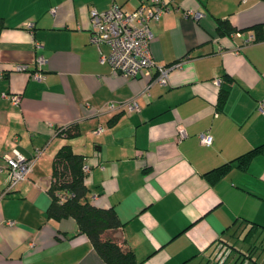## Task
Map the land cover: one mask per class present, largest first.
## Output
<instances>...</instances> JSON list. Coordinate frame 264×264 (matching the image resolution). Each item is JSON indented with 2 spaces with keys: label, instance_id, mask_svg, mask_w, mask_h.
I'll use <instances>...</instances> for the list:
<instances>
[{
  "label": "crops",
  "instance_id": "obj_1",
  "mask_svg": "<svg viewBox=\"0 0 264 264\" xmlns=\"http://www.w3.org/2000/svg\"><path fill=\"white\" fill-rule=\"evenodd\" d=\"M140 1L0 0V264H103L74 219L47 216L55 156L65 145L83 156L89 201L115 210L139 264L232 263L229 246L253 224V240L264 243V39L246 42L256 36L253 25L264 35V0H166L149 44L157 65L181 64L166 85L154 81L155 71L123 77L90 40L91 9L116 3L132 11ZM217 19L235 31L219 35ZM21 64L25 71L14 69ZM216 79L229 84L221 107ZM130 100L138 111L105 108ZM13 150L36 161L2 195L3 156Z\"/></svg>",
  "mask_w": 264,
  "mask_h": 264
},
{
  "label": "built area",
  "instance_id": "obj_2",
  "mask_svg": "<svg viewBox=\"0 0 264 264\" xmlns=\"http://www.w3.org/2000/svg\"><path fill=\"white\" fill-rule=\"evenodd\" d=\"M241 1L246 2L247 0ZM167 11H169V6L166 0H142L132 11L122 10L116 3L101 12L91 9L89 11L92 27L90 40L99 47V60L101 62L107 61L113 71L125 78L151 75V72L155 71L154 81L160 85H166L170 69L179 67L181 64L178 62L170 66L157 65L150 55L149 44L153 37L150 29L151 23L158 21ZM185 15L197 18L200 13L187 11ZM27 29L31 31L32 24L28 23ZM253 40L254 37L249 36L246 42H252ZM102 44L109 49L106 55L100 50ZM40 47L41 44L35 42V48L38 49ZM43 62L44 60L41 56L35 60L38 68ZM14 69L25 71L27 66L23 64L16 65ZM31 76L33 79L40 80L42 74L39 71H33ZM215 83L219 85L221 79H216ZM2 96L14 105H18L21 100L20 96L16 94L2 93ZM120 107L129 112L139 110L138 104L134 100L127 101L121 105H116L115 103H107L105 105L108 111H114ZM258 110L264 113V101L259 102ZM177 130L179 138L186 136V132L181 125L178 126ZM99 131L95 132L98 133ZM198 138L203 145L211 144V137L206 133L199 134ZM3 158L8 177L5 191L2 195H6L18 183L27 178L32 171L36 156L27 158L13 150L12 154H6ZM57 170H59V167H57ZM82 171L84 174L88 173L89 167L83 165Z\"/></svg>",
  "mask_w": 264,
  "mask_h": 264
},
{
  "label": "trees",
  "instance_id": "obj_3",
  "mask_svg": "<svg viewBox=\"0 0 264 264\" xmlns=\"http://www.w3.org/2000/svg\"><path fill=\"white\" fill-rule=\"evenodd\" d=\"M249 28L256 30L254 41L264 39V35L259 33L261 26L253 25ZM216 30L219 35H228L235 31L227 20L222 19H217ZM228 88V80L223 79L219 86L218 107L224 104ZM257 150L254 149L241 155L236 161H248ZM231 164L232 162L224 164L219 167V170H225ZM82 166L83 156L74 153L68 145L58 150L55 156L54 180L48 189L51 198L47 209L48 218L74 219L79 231L87 236L103 264H139L135 254L126 246L120 234L121 222L115 210L112 207H97L89 201V190L85 185ZM256 231L257 225L253 224L244 233L241 239V242L247 245L244 251L237 249L236 242L229 246L233 253L229 259L233 256L235 258L232 264H245L246 262V264H257L258 257H255V253L257 249L262 250L264 243L257 244L256 239L253 240Z\"/></svg>",
  "mask_w": 264,
  "mask_h": 264
},
{
  "label": "rangeland",
  "instance_id": "obj_4",
  "mask_svg": "<svg viewBox=\"0 0 264 264\" xmlns=\"http://www.w3.org/2000/svg\"><path fill=\"white\" fill-rule=\"evenodd\" d=\"M237 247L239 248H242V249H246L247 248V245L246 244H244L243 242H241V240H239L238 242H237ZM239 248V249H240ZM240 251H242V250H240ZM244 251V250H243ZM260 252H261V254L259 255L260 257H259V259L257 260V264H264V245H262V250L260 249L259 250ZM228 264H232L230 261L228 262Z\"/></svg>",
  "mask_w": 264,
  "mask_h": 264
},
{
  "label": "water",
  "instance_id": "obj_5",
  "mask_svg": "<svg viewBox=\"0 0 264 264\" xmlns=\"http://www.w3.org/2000/svg\"><path fill=\"white\" fill-rule=\"evenodd\" d=\"M226 257H228V255Z\"/></svg>",
  "mask_w": 264,
  "mask_h": 264
}]
</instances>
